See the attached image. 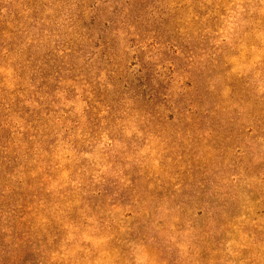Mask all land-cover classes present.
I'll use <instances>...</instances> for the list:
<instances>
[{"label":"rangeland","instance_id":"obj_1","mask_svg":"<svg viewBox=\"0 0 264 264\" xmlns=\"http://www.w3.org/2000/svg\"><path fill=\"white\" fill-rule=\"evenodd\" d=\"M0 264H264V0H0Z\"/></svg>","mask_w":264,"mask_h":264}]
</instances>
